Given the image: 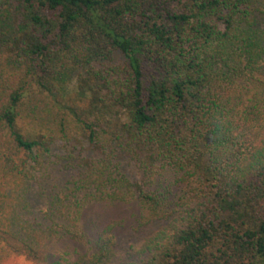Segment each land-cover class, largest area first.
Masks as SVG:
<instances>
[{
  "label": "trees",
  "instance_id": "16d2710c",
  "mask_svg": "<svg viewBox=\"0 0 264 264\" xmlns=\"http://www.w3.org/2000/svg\"><path fill=\"white\" fill-rule=\"evenodd\" d=\"M39 95L70 129L24 133ZM98 203L167 223L143 264H264V0H0V264Z\"/></svg>",
  "mask_w": 264,
  "mask_h": 264
},
{
  "label": "rangeland",
  "instance_id": "374dc122",
  "mask_svg": "<svg viewBox=\"0 0 264 264\" xmlns=\"http://www.w3.org/2000/svg\"><path fill=\"white\" fill-rule=\"evenodd\" d=\"M69 89L70 92L75 90V82ZM18 123L29 136L59 130L61 127L70 129L73 124L47 95L30 99ZM164 179V186L174 184L173 199L181 195V185L175 184L178 177L174 173ZM84 218L91 239L89 244L55 239L49 245L50 258L47 263L17 258L6 264H143L149 257L148 253L143 252L146 240L167 224L153 222L142 225L138 207L125 204H95ZM99 235L103 237V249L98 245Z\"/></svg>",
  "mask_w": 264,
  "mask_h": 264
}]
</instances>
